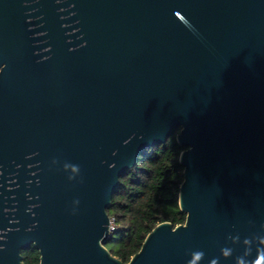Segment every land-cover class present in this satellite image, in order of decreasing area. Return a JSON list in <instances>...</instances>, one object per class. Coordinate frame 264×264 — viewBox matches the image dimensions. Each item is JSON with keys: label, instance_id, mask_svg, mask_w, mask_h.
Returning a JSON list of instances; mask_svg holds the SVG:
<instances>
[{"label": "water", "instance_id": "obj_1", "mask_svg": "<svg viewBox=\"0 0 264 264\" xmlns=\"http://www.w3.org/2000/svg\"><path fill=\"white\" fill-rule=\"evenodd\" d=\"M178 128L186 220L158 223L124 263L105 245L113 193ZM0 169L16 242L34 241L41 264H188L194 251V264H252L264 0H0Z\"/></svg>", "mask_w": 264, "mask_h": 264}, {"label": "trees", "instance_id": "obj_2", "mask_svg": "<svg viewBox=\"0 0 264 264\" xmlns=\"http://www.w3.org/2000/svg\"><path fill=\"white\" fill-rule=\"evenodd\" d=\"M176 129L163 143L144 149L136 163L120 177L107 211L112 220L110 252L128 262L140 250L146 235L160 222L184 223L186 213L179 206L184 179L179 161L181 146Z\"/></svg>", "mask_w": 264, "mask_h": 264}, {"label": "flooded vegetation", "instance_id": "obj_3", "mask_svg": "<svg viewBox=\"0 0 264 264\" xmlns=\"http://www.w3.org/2000/svg\"><path fill=\"white\" fill-rule=\"evenodd\" d=\"M0 169V174H1ZM10 178L3 180L0 175V264H16L20 260L23 264H41V253L35 242L31 241L28 245L19 247L15 239V231L19 229L15 206L8 198L4 186L9 189ZM1 194L4 197L1 198ZM34 217H28L27 224H33ZM20 255V259L19 256Z\"/></svg>", "mask_w": 264, "mask_h": 264}, {"label": "clouds", "instance_id": "obj_4", "mask_svg": "<svg viewBox=\"0 0 264 264\" xmlns=\"http://www.w3.org/2000/svg\"><path fill=\"white\" fill-rule=\"evenodd\" d=\"M259 243L264 244V237L259 238ZM245 244H250L251 241L245 240ZM221 253L224 257H230L232 255V250L230 248H222ZM191 257L193 259L188 261V264H194L195 261H201L204 257V253L202 251H194L191 253ZM211 264H217V260L213 259ZM236 264H249L248 261L245 260L244 257H237ZM252 264H264V251H261L257 258L252 262Z\"/></svg>", "mask_w": 264, "mask_h": 264}, {"label": "built area", "instance_id": "obj_5", "mask_svg": "<svg viewBox=\"0 0 264 264\" xmlns=\"http://www.w3.org/2000/svg\"><path fill=\"white\" fill-rule=\"evenodd\" d=\"M111 229H112V220H111Z\"/></svg>", "mask_w": 264, "mask_h": 264}]
</instances>
